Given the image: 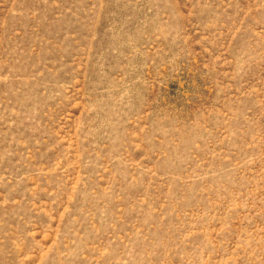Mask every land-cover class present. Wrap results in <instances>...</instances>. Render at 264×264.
I'll return each mask as SVG.
<instances>
[{"label":"rangeland","instance_id":"1","mask_svg":"<svg viewBox=\"0 0 264 264\" xmlns=\"http://www.w3.org/2000/svg\"><path fill=\"white\" fill-rule=\"evenodd\" d=\"M0 264H264V0H0Z\"/></svg>","mask_w":264,"mask_h":264}]
</instances>
